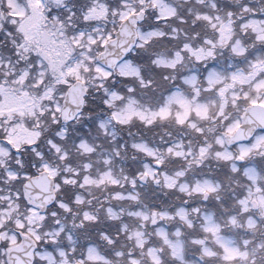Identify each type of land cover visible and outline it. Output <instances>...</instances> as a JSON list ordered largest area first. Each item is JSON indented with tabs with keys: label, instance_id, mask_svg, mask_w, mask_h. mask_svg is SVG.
Returning a JSON list of instances; mask_svg holds the SVG:
<instances>
[{
	"label": "snow or ice",
	"instance_id": "snow-or-ice-1",
	"mask_svg": "<svg viewBox=\"0 0 264 264\" xmlns=\"http://www.w3.org/2000/svg\"><path fill=\"white\" fill-rule=\"evenodd\" d=\"M0 264H264V0H0Z\"/></svg>",
	"mask_w": 264,
	"mask_h": 264
}]
</instances>
